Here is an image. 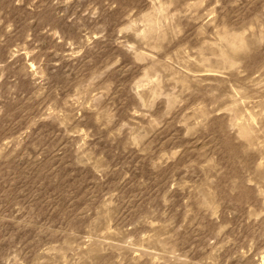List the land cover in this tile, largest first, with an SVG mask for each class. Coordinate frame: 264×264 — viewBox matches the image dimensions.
I'll list each match as a JSON object with an SVG mask.
<instances>
[{
    "label": "rangeland",
    "instance_id": "374dc122",
    "mask_svg": "<svg viewBox=\"0 0 264 264\" xmlns=\"http://www.w3.org/2000/svg\"><path fill=\"white\" fill-rule=\"evenodd\" d=\"M0 264H264V0H0Z\"/></svg>",
    "mask_w": 264,
    "mask_h": 264
}]
</instances>
